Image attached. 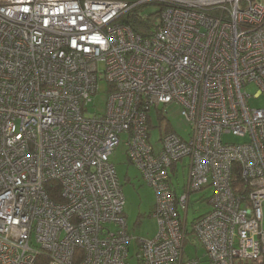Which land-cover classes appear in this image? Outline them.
I'll list each match as a JSON object with an SVG mask.
<instances>
[{
    "label": "built area",
    "instance_id": "built-area-1",
    "mask_svg": "<svg viewBox=\"0 0 264 264\" xmlns=\"http://www.w3.org/2000/svg\"><path fill=\"white\" fill-rule=\"evenodd\" d=\"M146 4L160 20L135 30L125 18ZM100 78L106 107L91 112ZM253 85L264 98V0H0V264H128L133 240L140 264H264V106L250 105ZM172 102L188 139L162 132L160 106ZM122 135L156 192L153 238L129 231L111 160ZM210 186L211 209L189 232L191 193ZM191 233L203 257H186Z\"/></svg>",
    "mask_w": 264,
    "mask_h": 264
},
{
    "label": "rangeland",
    "instance_id": "rangeland-1",
    "mask_svg": "<svg viewBox=\"0 0 264 264\" xmlns=\"http://www.w3.org/2000/svg\"><path fill=\"white\" fill-rule=\"evenodd\" d=\"M159 6L146 4L138 7L135 10L136 17L141 20L142 31H146L148 28L153 29L154 26L160 20V13L158 11ZM144 22V23H143ZM100 70H104L103 64L100 65ZM102 76V75H101ZM108 88L105 79L100 78L98 82V91L94 95L93 102L90 103V111H103L106 107V100L108 92L105 91ZM258 88L253 85L247 88V92L251 95L249 103L252 107L264 106L263 97H254ZM161 109L164 112V118L162 119V127L166 126L169 129L174 130L183 138L188 139L191 135L192 126L190 122L183 116L182 108L179 103L172 102L166 105H161ZM152 126H151V142L157 148L161 146L160 135L161 128H159L158 111L153 109L151 112ZM121 143L115 149L111 156V160L114 162L118 175L120 176L121 184L126 196L125 213L129 222V231L136 237L143 239L152 238L158 231V221L153 215L156 204V192L141 175L140 170L136 165L130 163L127 160L126 154V140L124 135L121 137ZM223 139L226 142L242 143L247 141V137L237 136L231 133L224 134ZM188 162L186 157L183 161L179 162L178 171L176 175H173V183L177 189L179 195L185 191V183L188 176V168L184 166ZM213 187H206L203 190L195 191L191 193L189 206L186 212L187 215V228L189 232H192L193 222L202 214L208 212L211 209L209 199L213 195ZM190 241L186 245V257H195L197 254L203 257L205 254V247L201 244L198 238L194 237L191 233L189 235ZM138 244L133 240L130 244L128 264H140L137 256Z\"/></svg>",
    "mask_w": 264,
    "mask_h": 264
},
{
    "label": "trees",
    "instance_id": "trees-1",
    "mask_svg": "<svg viewBox=\"0 0 264 264\" xmlns=\"http://www.w3.org/2000/svg\"><path fill=\"white\" fill-rule=\"evenodd\" d=\"M125 20L128 21L129 23H131L133 25V27L135 28V30L142 31L141 28H143V26H141V20L136 17L135 12L133 14H130L129 16H127L125 18ZM169 130H171V129H169V127L166 126L165 129L162 132H166V131H169ZM49 193H50V196L54 200H61V197H60L61 196V193H60V186L59 185L53 183V186L51 187Z\"/></svg>",
    "mask_w": 264,
    "mask_h": 264
},
{
    "label": "crops",
    "instance_id": "crops-1",
    "mask_svg": "<svg viewBox=\"0 0 264 264\" xmlns=\"http://www.w3.org/2000/svg\"><path fill=\"white\" fill-rule=\"evenodd\" d=\"M127 157V156H126ZM118 173V172H117ZM119 176V175H118ZM119 179H120V176H119ZM153 238V237H152Z\"/></svg>",
    "mask_w": 264,
    "mask_h": 264
}]
</instances>
